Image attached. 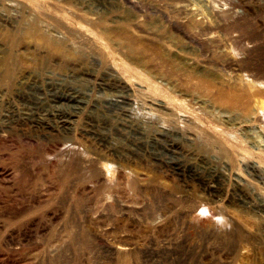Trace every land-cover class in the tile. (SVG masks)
Wrapping results in <instances>:
<instances>
[{
	"label": "rangeland",
	"instance_id": "374dc122",
	"mask_svg": "<svg viewBox=\"0 0 264 264\" xmlns=\"http://www.w3.org/2000/svg\"><path fill=\"white\" fill-rule=\"evenodd\" d=\"M90 68L122 79L126 128ZM56 81L85 92L68 129ZM0 90V264H264V151L247 138L264 135V0H0ZM15 104L51 106V132ZM200 161L228 177L206 186Z\"/></svg>",
	"mask_w": 264,
	"mask_h": 264
},
{
	"label": "bare ground",
	"instance_id": "6f19581e",
	"mask_svg": "<svg viewBox=\"0 0 264 264\" xmlns=\"http://www.w3.org/2000/svg\"><path fill=\"white\" fill-rule=\"evenodd\" d=\"M55 44L56 43H54V42L52 43V45H55ZM106 72H107V74H98L94 71L93 68L84 69L83 70V78L91 80L92 84H93V81H99L98 83L101 85V87L104 88L103 90H108V91L112 92V95H110L108 98L106 97L107 96L106 95L105 96L106 98L103 96L105 99L100 98V99H98V102L96 100V104L97 103H101V104L105 103L106 105H108L110 113L117 118L118 124L121 127L126 128L129 125L130 119H132V117L134 115L133 114L134 109L132 107H129V105H127V103L131 101L130 94L128 93L127 88H125L123 86V84H122L123 81L118 75L114 74V72L109 70V69ZM49 80H51V79H49ZM24 82H29V77H27V76L23 77L21 79V84ZM50 83H48V84H50ZM69 84L70 83H66L64 81H56L57 88L63 87L67 90V93H64V96L66 98V101H68V102L73 101V104L76 108L74 112H71V113L66 112V114L60 115V117H59L58 116L59 113L55 112V110H53V108H51V106L46 107L45 109L44 108L43 109H37V110H26L25 109L23 111H18L17 106L15 104L16 109L11 108L8 113H10L14 117H17V118H19V119H21L27 123H30L35 128H41V129L49 131V132H51V121H55V119L58 116L59 121L56 125H54V127L59 128V126H63L65 129H68L72 125V123H74L76 121V119L80 116L79 113L84 108V106L86 104L85 100L81 96V94H84L85 92L84 91L82 92V90H80L77 87L69 86ZM100 85H98V86H100ZM52 89H51V85H50L49 88L47 89V93H46L45 97L47 96V98H48L49 94L51 95V93H53ZM44 92H45V90H44ZM54 93H56V90L54 91ZM220 98L222 100H225V101L231 103V99L238 101L239 95L237 94L233 97H229L225 94H221ZM3 100H4V92H3V90H0V104ZM92 101L93 100L90 99V103ZM161 103L162 102H160L156 99H152V101L151 100L148 101V106L146 108L152 112L155 110L156 107L161 106ZM48 105H50V104H48ZM13 107H14V105H13ZM101 107H102V105H101ZM4 126L5 125L1 124V122H0V127H4ZM52 126H53V124H52ZM239 126L242 128L243 131H246L247 129H249L248 123H240ZM165 129L163 128V130L165 132H167V129L166 130ZM247 131H249L247 138H249L251 140V145L254 148H257L259 150L264 151V135H263V132L256 131V130H254V131L253 130H247ZM97 136L98 137L100 136L101 140L105 141L107 143L114 142L112 135L108 134L106 131L98 132ZM156 137H157V135L154 137V139H157ZM160 137H162V136H160ZM131 141H134V140H131ZM135 144H136V142H135ZM200 163L201 164H198V168H197L195 175H200V173H206L207 177H208L207 181L205 182L206 186H209L211 188H215V186L212 185L213 183H216L219 180L226 179L228 177V173L226 171H224L225 169L223 167L215 168L211 164L210 165L205 164L203 161H200ZM177 169L179 171H183L182 163L177 165ZM251 170L254 172V175L260 179L261 183H264V168H262L261 164H258L257 162L252 163L251 164ZM233 180H234L235 184H243L246 182V179L239 173L234 174ZM260 203L261 204H259L257 208L259 210H264V201L261 200ZM248 204L250 205V204H252V202H250V200H249Z\"/></svg>",
	"mask_w": 264,
	"mask_h": 264
}]
</instances>
